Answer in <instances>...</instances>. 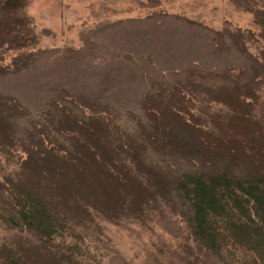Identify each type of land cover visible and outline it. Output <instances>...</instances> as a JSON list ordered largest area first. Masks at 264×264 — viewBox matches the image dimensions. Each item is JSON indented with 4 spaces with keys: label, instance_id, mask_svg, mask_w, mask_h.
I'll list each match as a JSON object with an SVG mask.
<instances>
[{
    "label": "trees",
    "instance_id": "trees-1",
    "mask_svg": "<svg viewBox=\"0 0 264 264\" xmlns=\"http://www.w3.org/2000/svg\"><path fill=\"white\" fill-rule=\"evenodd\" d=\"M232 3L257 32L153 10L37 48L0 0V264H131L103 225L167 210L169 264H264V0Z\"/></svg>",
    "mask_w": 264,
    "mask_h": 264
},
{
    "label": "rangeland",
    "instance_id": "rangeland-1",
    "mask_svg": "<svg viewBox=\"0 0 264 264\" xmlns=\"http://www.w3.org/2000/svg\"><path fill=\"white\" fill-rule=\"evenodd\" d=\"M139 1L146 0H25V11L32 19L34 32L40 34L37 48L79 47L81 31L106 22L145 16L153 10L182 14L215 29L229 22L232 27L258 31L253 15L236 9L232 0H161L154 9L141 6ZM43 29L45 32L41 33ZM251 50L254 52L253 46ZM13 54L6 55L5 63ZM259 92L264 100V84ZM103 227L104 261L117 262L121 257L131 264H169V250L185 240L182 218L168 210L153 216L149 224L128 220ZM87 244L94 249L90 241Z\"/></svg>",
    "mask_w": 264,
    "mask_h": 264
}]
</instances>
